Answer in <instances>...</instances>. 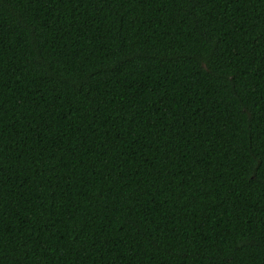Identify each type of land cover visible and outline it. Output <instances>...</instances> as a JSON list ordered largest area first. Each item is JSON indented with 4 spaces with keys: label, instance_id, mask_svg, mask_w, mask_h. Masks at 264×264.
I'll list each match as a JSON object with an SVG mask.
<instances>
[{
    "label": "trees",
    "instance_id": "16d2710c",
    "mask_svg": "<svg viewBox=\"0 0 264 264\" xmlns=\"http://www.w3.org/2000/svg\"><path fill=\"white\" fill-rule=\"evenodd\" d=\"M0 264H264V0H0Z\"/></svg>",
    "mask_w": 264,
    "mask_h": 264
}]
</instances>
